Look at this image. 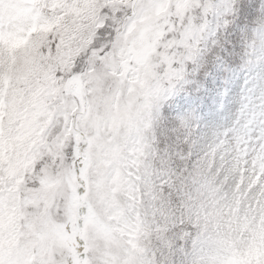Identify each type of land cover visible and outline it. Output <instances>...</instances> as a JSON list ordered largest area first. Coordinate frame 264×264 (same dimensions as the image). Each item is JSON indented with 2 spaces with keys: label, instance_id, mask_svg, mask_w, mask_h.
<instances>
[{
  "label": "snow or ice",
  "instance_id": "1",
  "mask_svg": "<svg viewBox=\"0 0 264 264\" xmlns=\"http://www.w3.org/2000/svg\"><path fill=\"white\" fill-rule=\"evenodd\" d=\"M0 264H264V0H0Z\"/></svg>",
  "mask_w": 264,
  "mask_h": 264
}]
</instances>
